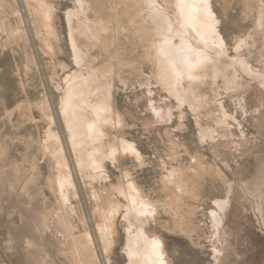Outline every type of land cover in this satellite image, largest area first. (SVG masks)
<instances>
[{"label":"rangeland","instance_id":"rangeland-1","mask_svg":"<svg viewBox=\"0 0 264 264\" xmlns=\"http://www.w3.org/2000/svg\"><path fill=\"white\" fill-rule=\"evenodd\" d=\"M159 1L183 22L180 0ZM210 1L212 59L181 91L146 0H0V264H132L130 188L155 205L168 264H264V0ZM71 86L90 117L107 105L94 144L72 140Z\"/></svg>","mask_w":264,"mask_h":264},{"label":"bare ground","instance_id":"bare-ground-1","mask_svg":"<svg viewBox=\"0 0 264 264\" xmlns=\"http://www.w3.org/2000/svg\"><path fill=\"white\" fill-rule=\"evenodd\" d=\"M209 1L210 0H180V9L178 8L177 12L179 10L183 22L177 23V21H174L171 12H169V8L166 9L167 7H165L164 4H162L159 0H146V8L148 10V14L146 15L147 20L150 25H152V28L159 39H163V42L160 40L161 43H159L156 49L158 53L156 60L159 62L162 60L164 70L176 82L181 91H188V85L195 77L196 71L200 68L199 65L204 62L205 64H208L209 60L212 59L210 54L207 53V49H210L211 51V43H214L215 41V22L217 21L213 16V11L210 9L212 6L210 7L211 3H209ZM1 9L2 7L0 4V11ZM82 14V16H84L88 13L82 9ZM176 19L177 17L175 20ZM85 21H87V19ZM89 25H87V27ZM90 28L91 27L89 26L88 29L90 30ZM79 32L80 31L78 30H74L72 37L77 44L81 45V35ZM217 48L220 47L217 46ZM79 55L81 56L80 53ZM83 84H87L86 79H83ZM87 86L88 85H85V87ZM79 90L80 89L77 88L76 90L71 86V88L66 91L63 115L70 130L72 140L76 144H78L79 140L81 142L83 141L87 145L92 143L94 144L99 140V136L96 134V132L99 130V122L101 121V118L107 109V105L98 107L91 106V112L93 113L90 117V114L88 115L83 110V103H78L77 101L81 95V92H78ZM92 148L94 151L93 155L91 156H94L101 151L99 146ZM123 149L133 151L134 147L133 145L128 144L126 147L123 146ZM192 174L194 175V173ZM184 179L186 178L181 173H178L172 176V182L170 181L166 183V188L173 192V198L176 199V204L178 201L181 202V197L185 196L189 190L188 185L185 182L186 180ZM130 190L131 191L129 192V195L126 196V199L128 200V206L125 219L130 221L131 225H135L134 227L136 228L133 234L129 235V256L131 257L132 264H168L167 258L162 248L161 239L159 237L151 236L146 230V224L148 220L155 218V216L158 214L155 205L140 198L135 188H130ZM120 206L121 205L119 203H115L111 200L109 203L108 213L103 215V220H105V223L103 222V224L99 226L98 231L105 244V247L109 244H113V221L119 212V208H121ZM178 207L180 206L178 205ZM132 218L135 219V222L131 221ZM86 242L89 246V249L94 252V245L90 236L86 237Z\"/></svg>","mask_w":264,"mask_h":264}]
</instances>
